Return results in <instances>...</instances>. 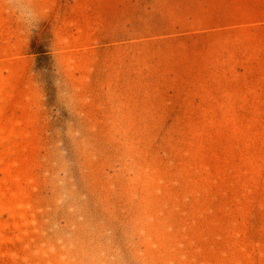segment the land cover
I'll return each instance as SVG.
<instances>
[{
    "label": "rangeland",
    "instance_id": "rangeland-1",
    "mask_svg": "<svg viewBox=\"0 0 264 264\" xmlns=\"http://www.w3.org/2000/svg\"><path fill=\"white\" fill-rule=\"evenodd\" d=\"M0 0V264H264V0Z\"/></svg>",
    "mask_w": 264,
    "mask_h": 264
},
{
    "label": "clouds",
    "instance_id": "clouds-1",
    "mask_svg": "<svg viewBox=\"0 0 264 264\" xmlns=\"http://www.w3.org/2000/svg\"><path fill=\"white\" fill-rule=\"evenodd\" d=\"M9 4L14 6V11L18 15L30 18V10L26 0H8Z\"/></svg>",
    "mask_w": 264,
    "mask_h": 264
}]
</instances>
